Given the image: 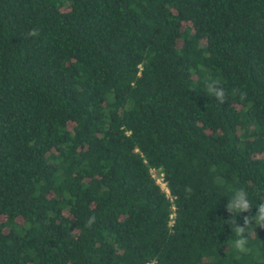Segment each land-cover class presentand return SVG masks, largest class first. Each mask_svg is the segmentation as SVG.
I'll return each mask as SVG.
<instances>
[{
    "label": "trees",
    "instance_id": "1",
    "mask_svg": "<svg viewBox=\"0 0 264 264\" xmlns=\"http://www.w3.org/2000/svg\"><path fill=\"white\" fill-rule=\"evenodd\" d=\"M0 264H264V0H0Z\"/></svg>",
    "mask_w": 264,
    "mask_h": 264
},
{
    "label": "rangeland",
    "instance_id": "2",
    "mask_svg": "<svg viewBox=\"0 0 264 264\" xmlns=\"http://www.w3.org/2000/svg\"><path fill=\"white\" fill-rule=\"evenodd\" d=\"M152 177L156 180V183L159 185V187L161 188V190L164 191V187L161 186V181H160V176L159 175H156L155 173L152 172Z\"/></svg>",
    "mask_w": 264,
    "mask_h": 264
},
{
    "label": "built area",
    "instance_id": "3",
    "mask_svg": "<svg viewBox=\"0 0 264 264\" xmlns=\"http://www.w3.org/2000/svg\"><path fill=\"white\" fill-rule=\"evenodd\" d=\"M160 181H161V179H160ZM161 182H162V181H161ZM161 186L164 187V192L166 193V195H167V197H168V192H167V190H166V188H165V185H164L163 183H161Z\"/></svg>",
    "mask_w": 264,
    "mask_h": 264
}]
</instances>
